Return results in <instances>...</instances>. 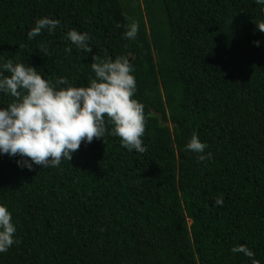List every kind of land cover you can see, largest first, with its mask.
Returning a JSON list of instances; mask_svg holds the SVG:
<instances>
[{
  "label": "trees",
  "instance_id": "16d2710c",
  "mask_svg": "<svg viewBox=\"0 0 264 264\" xmlns=\"http://www.w3.org/2000/svg\"><path fill=\"white\" fill-rule=\"evenodd\" d=\"M254 0H0V63L74 86L98 58L130 56L143 153L106 126L56 167L0 155V203L16 227L0 264H264V19ZM59 21L33 39L41 17ZM138 25L134 39L126 25ZM119 24L120 27H116ZM87 32L78 50L68 29ZM259 40L256 46L253 41ZM47 49V54L42 51ZM65 48L71 49L66 52ZM7 75L8 73L5 72ZM0 93V106L11 102ZM196 132L211 152L184 145ZM223 204H213L216 196Z\"/></svg>",
  "mask_w": 264,
  "mask_h": 264
},
{
  "label": "clouds",
  "instance_id": "9594fccd",
  "mask_svg": "<svg viewBox=\"0 0 264 264\" xmlns=\"http://www.w3.org/2000/svg\"><path fill=\"white\" fill-rule=\"evenodd\" d=\"M254 3L264 13V0ZM58 23L46 16L38 18L27 31V38L33 39L42 30L51 33ZM255 25L264 33V19L257 20ZM137 30L138 25L133 21L126 25L122 35L134 39ZM65 36L78 50L91 51L87 32L73 28ZM253 44L259 46L260 41ZM70 50L65 48L66 52ZM42 51L47 54L43 46ZM89 66L93 75L87 84L74 86L64 76H57L54 81L42 78L35 67L19 61L7 59L0 63V93L12 97L6 106H0V155L19 156L17 165L29 170L33 165L56 167L62 160L70 161L82 141L102 139L106 126H110L107 129L110 135L119 137L122 147L145 152L144 105L134 97L136 80L130 56L94 55ZM207 147L195 131L184 145V149L196 154L197 161L211 158V152L204 151ZM213 204L222 205L223 196H216ZM15 231L11 212L0 203V253L12 246ZM230 251L241 253L250 264H259L245 244L237 243Z\"/></svg>",
  "mask_w": 264,
  "mask_h": 264
}]
</instances>
